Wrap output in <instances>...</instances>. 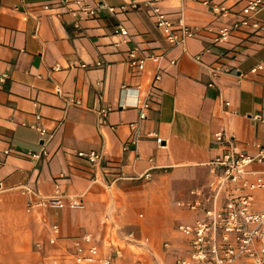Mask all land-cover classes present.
Here are the masks:
<instances>
[{
    "label": "crops",
    "instance_id": "1",
    "mask_svg": "<svg viewBox=\"0 0 264 264\" xmlns=\"http://www.w3.org/2000/svg\"><path fill=\"white\" fill-rule=\"evenodd\" d=\"M216 1L227 16L202 0H0V264H82L69 252L86 233L113 264H178L189 246L178 224L204 214L180 203L223 205L213 161L230 142L250 153L264 143V30L242 26L216 41L249 0ZM156 6L197 35L171 43ZM253 19L264 21V7ZM132 50L144 69L130 66ZM104 106L112 109L102 124ZM92 149L100 162L78 155ZM253 193L263 209L264 190ZM52 197L64 205L29 207Z\"/></svg>",
    "mask_w": 264,
    "mask_h": 264
},
{
    "label": "built area",
    "instance_id": "2",
    "mask_svg": "<svg viewBox=\"0 0 264 264\" xmlns=\"http://www.w3.org/2000/svg\"><path fill=\"white\" fill-rule=\"evenodd\" d=\"M158 1V0H155ZM203 3L212 7L216 14L227 16L230 9L227 5L216 0H202ZM80 10L87 15H95L98 7H94L83 1L79 2ZM264 7V0H249L243 9L239 20L231 25H224L219 28L215 37L216 41L225 42L235 29L242 26H252L256 29L264 30V21L253 19L254 13ZM115 10V7H110ZM156 22L159 27L166 32L167 39L173 44H180L187 38L197 35L199 29L192 27L184 22L175 24L167 13L154 7ZM122 33H127L124 26L120 27ZM157 58L158 56H152ZM196 58H200L197 56ZM128 62L132 68L140 71L145 68L146 57L139 56L135 50L130 51ZM59 67V65L57 66ZM262 67V65H260ZM256 70V68L254 69ZM214 75L218 74L215 70ZM2 74L1 77H6ZM161 79V72L157 71L154 77V84ZM150 107L149 99L145 100L140 108V119L147 117L146 110ZM112 107L104 106L100 108L102 124L108 123V114ZM132 128L139 125L138 121L130 123ZM42 134L47 131L40 129ZM158 143H162L163 138L156 134ZM216 138L224 140V133H216ZM140 139L138 133H132L130 142L137 144ZM230 148L218 156L214 161L213 170L217 173L216 194L218 198L222 190L227 192L225 203L218 205L217 202L210 207L203 204L201 198L189 200L186 203L193 209L201 208L203 216L191 223L181 222L178 229L189 238V246L186 253L179 257L178 264H264V208L257 210L254 208V191L264 190V171L254 170L253 164L264 166V143L258 144L256 153L238 150L230 142ZM8 152V151H7ZM32 157H39L41 154H48L46 148L40 152H28ZM78 155L87 159L91 163H98L103 159V152L97 149L89 151H79ZM145 177L151 175L150 171L142 174ZM253 176V177H252ZM193 193H198L194 191ZM57 203L64 205L58 198H47L38 201H30L29 207L34 208L38 205ZM81 202L74 200L71 206H80ZM54 235L50 242L55 243L60 233L59 225L52 226ZM166 246L169 243H165ZM77 261L82 264H113L112 256L100 254L99 246L91 234L86 233L77 237L74 241L73 250L69 252Z\"/></svg>",
    "mask_w": 264,
    "mask_h": 264
}]
</instances>
